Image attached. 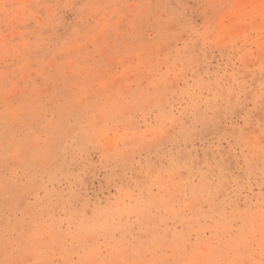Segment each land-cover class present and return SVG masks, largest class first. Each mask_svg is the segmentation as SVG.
<instances>
[{
    "label": "rangeland",
    "instance_id": "374dc122",
    "mask_svg": "<svg viewBox=\"0 0 264 264\" xmlns=\"http://www.w3.org/2000/svg\"><path fill=\"white\" fill-rule=\"evenodd\" d=\"M0 264H264V0H0Z\"/></svg>",
    "mask_w": 264,
    "mask_h": 264
}]
</instances>
